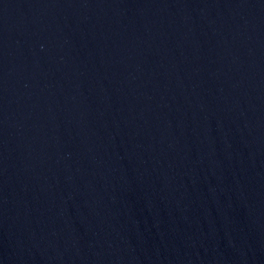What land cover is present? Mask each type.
<instances>
[{
    "label": "water",
    "instance_id": "obj_1",
    "mask_svg": "<svg viewBox=\"0 0 264 264\" xmlns=\"http://www.w3.org/2000/svg\"><path fill=\"white\" fill-rule=\"evenodd\" d=\"M0 264H264V0H0Z\"/></svg>",
    "mask_w": 264,
    "mask_h": 264
}]
</instances>
